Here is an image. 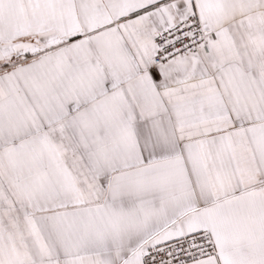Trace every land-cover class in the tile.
I'll return each mask as SVG.
<instances>
[{"label": "snow or ice", "instance_id": "obj_1", "mask_svg": "<svg viewBox=\"0 0 264 264\" xmlns=\"http://www.w3.org/2000/svg\"><path fill=\"white\" fill-rule=\"evenodd\" d=\"M0 264H264V0H0Z\"/></svg>", "mask_w": 264, "mask_h": 264}]
</instances>
